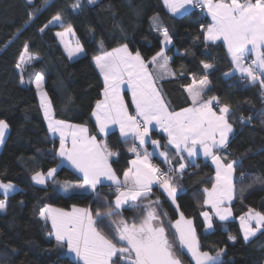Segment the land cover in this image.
Segmentation results:
<instances>
[{"label":"trees","instance_id":"1","mask_svg":"<svg viewBox=\"0 0 264 264\" xmlns=\"http://www.w3.org/2000/svg\"><path fill=\"white\" fill-rule=\"evenodd\" d=\"M74 3L76 0H48L41 7L43 0H33L31 5L27 0H0V119L9 125L0 146V181L18 187L6 200L0 190V200L6 203L5 210L0 212V264H77L66 254V245L60 248L54 238H48L50 225L39 218L40 208L76 206L90 208L95 213L98 209L103 211L106 202L114 205L115 187L111 184L98 185L96 192L69 194L54 186V180L79 184L82 178L59 162V141L48 133L33 85L35 73L44 77L43 88L53 103L55 119L85 125L89 134L107 143L110 150L118 153L110 163L121 177L128 168L131 158L128 149L132 141L125 142L115 129L107 135H101L97 129L91 112L101 97L103 81L92 58L102 51L127 44L129 51H138L149 60L161 49L159 30L150 20L153 16L158 17L159 28H167L172 37L164 54L176 75L158 84L171 107L176 110L190 104L183 86L190 84L193 77L203 78L201 61L213 64L208 75L209 90L204 98L217 96L221 104L230 106L229 122L234 129L227 147L220 152L227 161H237L233 174L235 195L229 203L231 218L221 221L212 216V229L205 228L200 215L205 210L202 189L211 185L214 168L201 158L188 163L183 174L177 177L179 211L193 221L202 251L215 255L216 250H225L222 264H263L264 228L245 241L238 225V219L249 209L264 214V184L255 182L258 178L264 180V97L261 95L264 90L259 82L250 84L237 74L225 76L232 69L231 60L220 41H204L201 25L206 26L208 19L194 7L176 16L166 10L163 0H95L91 4L80 0L81 6L73 10ZM30 11L35 12V16L26 24ZM57 12L63 17V26L55 23L40 32ZM68 24L73 27L75 42L84 49L72 59L56 36ZM25 43L36 59L25 64L20 72L16 65ZM21 77L24 83L20 82ZM125 101L130 108L127 94ZM241 117L245 123L240 122ZM249 117L251 120L247 119ZM150 134L159 140L161 148L169 150L171 166L177 167L174 162L177 155L171 146L165 147V135L155 130ZM151 158L155 163L165 164L156 156ZM50 168L56 169L54 180L43 185L32 182V174ZM249 184L252 187H248ZM157 197L161 200L158 211L162 215L167 213L165 222L175 221L179 216L176 205L159 187H154L149 199ZM120 212L129 222L139 216V212L129 206H124ZM230 235L236 237L235 242L228 239ZM180 259L182 264H194L186 252Z\"/></svg>","mask_w":264,"mask_h":264},{"label":"snow or ice","instance_id":"2","mask_svg":"<svg viewBox=\"0 0 264 264\" xmlns=\"http://www.w3.org/2000/svg\"><path fill=\"white\" fill-rule=\"evenodd\" d=\"M94 2L95 0H88L90 4ZM27 3L31 5L33 0H27ZM47 3L48 0H43L41 7ZM164 4L174 14L189 4L199 7L201 11L206 9L211 22L206 27L201 25L203 39L213 43L222 41L234 65L232 72L225 73V76L239 72L241 79L250 84L259 82L260 88L264 90V0H164ZM80 6V0H76L71 8L76 10ZM38 11L39 8L36 9ZM34 16L35 12L30 11L25 23L32 21ZM150 20L152 26L160 31L162 47L149 60L143 58L138 51L133 54L127 44L111 51H102L92 58L103 78V89L102 99L96 100L91 116L95 118L100 133L107 135L110 126H118L120 137L125 142L132 141L128 151L135 153L136 158L129 161V167L123 172V179L110 163V158L118 156V153L110 150L107 143L100 142L95 135L89 134L85 125L55 119L53 103L43 89L44 77L41 73H35L40 109L47 122L48 132L53 136L59 135L57 155L68 161L83 177V183L73 185L72 188L96 192L97 186L104 181H110L115 186L114 205L106 202L103 211L98 209L93 213L90 208L76 206L71 211H66L50 205L39 210V218L45 224H51L48 238L54 237L60 248L66 245L68 253L74 254L77 264H182L180 256L185 254V249L195 264H222L221 256L225 250L218 249L215 255L202 251L193 221L179 211L177 177L183 174L186 165L181 162L178 167H171L169 150L159 151L158 156L163 158L165 164L170 165L168 171H163L150 159L157 155L160 142L151 140L153 152L147 151L144 146L150 139V131L158 127L167 136L165 147L174 148L181 160L184 159L185 152L188 157H194L202 151L205 157L211 158L216 166L215 177L210 188L202 189L203 204L210 205L219 220H227L231 216V210L223 205L234 199L233 174L237 161H227V157L217 155V152L227 147L229 135L234 131L229 122L231 108L228 104H221L217 96L204 99L209 90L208 75L214 65L203 61V78L197 81L193 77L191 84L183 86L190 104L179 110L171 107V102L158 84L167 76L176 75L170 70L169 58L164 54L165 48L172 43V37L167 28H159L158 17L153 16ZM55 23L63 26V17L59 12L39 31L43 32ZM69 35H75L71 24L63 32L56 33L69 59H72L83 53L84 49L78 41L75 48L70 47L65 40ZM195 39L198 40L199 36ZM28 48L25 43L17 68L36 59L29 54ZM249 55L255 58L245 66ZM20 82L24 83L23 77ZM124 85L127 86V93H130L134 112L129 110V104L125 101L127 93L122 94ZM261 95L264 97V91ZM216 108L219 109L218 112ZM247 119L251 120V117ZM240 122L245 123V119L241 117ZM8 129V123L0 119V143H3ZM69 137L71 148L67 147ZM141 149H144L143 152ZM55 173V168L49 169L46 174L36 171L31 179L36 184L43 185L47 180H54ZM255 182L264 184V180L259 178ZM64 184L65 191H68V182L65 181ZM154 187L162 189V194H166L171 203L176 205L179 219L165 222L167 213L162 215L158 211L160 198L149 199ZM248 187H252V184ZM14 188L11 183H0L5 200ZM5 200H0V212L6 208ZM142 201L147 203L142 204ZM124 206L137 210L139 216L133 217L129 222L120 212ZM200 215L204 218L206 229H212L210 213L202 211ZM253 221L255 226L252 225ZM240 227L244 240L248 241L259 229L264 228V214L253 213L249 209V213L240 218ZM228 239L236 241L235 236L230 235Z\"/></svg>","mask_w":264,"mask_h":264},{"label":"crops","instance_id":"3","mask_svg":"<svg viewBox=\"0 0 264 264\" xmlns=\"http://www.w3.org/2000/svg\"><path fill=\"white\" fill-rule=\"evenodd\" d=\"M163 4H164V0H163ZM164 7L166 8V10L167 11H169L168 10V8L165 6V4H164ZM191 9H193V6L192 5H186L185 6V8H183L182 9V11L185 13V12H187V11H189V10H191ZM170 12V11H169ZM171 13V12H170ZM203 13H204V15L207 17V19H208V23H210L211 22V18L210 17H208L207 15H206V9L203 11ZM173 14V13H172ZM183 14V13H182ZM174 15H176V16H179V15H181V14H174ZM206 27V26H205ZM158 35L160 36V31H158ZM162 39V37L160 36V40ZM210 42V41H209ZM222 44H223V42L222 41H220ZM170 45V44H169ZM168 45V46H169ZM167 46V47H168ZM224 46V45H223ZM119 47V46H118ZM161 47H162V45H161ZM166 47V48H167ZM165 48V49H166ZM225 48V47H224ZM112 50V49H111ZM111 50H109V51H111ZM225 50H226V48H225ZM165 51V50H164ZM226 53H227V50H226ZM133 54H135V53H133ZM227 55H228V53H227ZM228 57H229V59L231 60V58H230V56L228 55ZM255 57L253 56V55H249L248 56V58H247V60L245 61V66H247L248 64H250L251 63V60L252 59H254ZM92 62H93V64H94V61H93V59H92ZM231 63H232V61H231ZM94 66H95V64H94ZM169 68H170V65H169ZM233 68H234V65L232 64V69L228 72V73H231L232 72V70H233ZM97 69V68H96ZM170 70H171V68H170ZM97 71H98V73H99V70L97 69ZM172 71V70H171ZM235 74H237L238 76H240L241 77V74L239 73V72H236ZM101 77V76H100ZM171 76H167L165 79H168V78H170ZM101 79H102V81H103V78L101 77ZM164 80V79H163ZM161 82V81H160ZM192 83V82H191ZM190 83V84H191ZM122 88H123V92H122V94L124 93V92H127V86L126 85H124V86H122ZM187 94V93H186ZM127 95H128V97L130 98V100H129V102H130V105H131V96H130V93H127ZM211 97V96H210ZM209 97H205L204 99H208ZM100 99H102V96L100 97ZM94 107H95V105H94ZM129 110L131 111V112H134V108L131 106L130 108H129ZM176 110H179V109H176ZM216 110V109H215ZM217 111V110H216ZM218 112V111H217ZM93 120H94V122H95V124H96V121H95V118L93 117ZM47 124V123H46ZM70 124H73V123H70ZM76 125H81V124H76ZM47 126V125H46ZM98 129V128H97ZM113 129H115V130H117L118 132H119V128H118V126H110V130H113ZM48 130V129H47ZM152 130H155V131H158L159 133H163V131L160 129V128H158V127H154ZM99 131V130H98ZM49 133V132H48ZM100 133V132H99ZM50 134V133H49ZM101 135H104L103 133H100ZM120 134V133H119ZM164 135H165V137H166V139H167V136H166V134L165 133H163ZM50 136H53V135H51L50 134ZM54 137V136H53ZM151 140H157V139H155L154 137H152L151 136V134H150V139H149V141H148V143L144 146L146 149H147V151H149V152H151L152 151V149H153V145H152V143H151ZM59 141V140H58ZM100 142H102V141H100ZM137 143H138V141H137ZM59 147H60V143L58 144V148H57V150L59 149ZM67 147L68 148H71V138L69 137V139H68V144H67ZM174 149V148H173ZM143 150L144 149H141V152H143ZM175 150V149H174ZM159 151H165L163 148H159L158 150H157V155H156V158L157 159H159L160 161H162L163 162V158L162 157H159L158 156V152ZM220 152L221 151H219V152H217V155H220ZM130 154H131V158L129 159V161L130 160H133V159H135L136 157H135V153H132V152H130ZM59 157V156H58ZM115 157V156H114ZM114 157H111V158H114ZM183 157H184V159L183 160H181V158L179 157V156H177V157H175V160H174V162L175 163H177V167L179 166V163H181V162H183L185 165H187L188 163H193V162H195L196 161V159L197 158H201V159H203V160H207V161H209V163L212 165L213 163H212V160H211V158H208V157H205L204 155H203V152L201 151L200 152V154L198 155V156H194V157H188V154L185 152V153H183ZM110 158V159H111ZM177 158V159H176ZM59 159L61 160L62 158H60L59 157ZM151 159V161H152V163L154 162L153 160H152V158H150ZM62 162H64L63 160H61ZM64 164L65 165H67L68 167H70V168H72L75 172H77L72 166H71V164L70 163H68V162H64ZM214 165V164H213ZM212 165V166H213ZM128 167H129V164H128ZM214 168V167H213ZM127 170V169H126ZM215 171V170H214ZM78 173V172H77ZM80 176H81V178H82V181L80 182V183H83V177H82V174H80V173H78ZM33 175V174H32ZM32 177V176H31ZM121 179H123V174H122V176L120 177ZM32 180V179H31ZM33 182V181H32ZM79 183V184H80ZM104 183H106V184H111V182L110 181H104ZM36 184V183H35ZM38 185H40V184H38ZM114 186V185H113ZM115 187V186H114ZM18 188V187H17ZM17 188H15V190L17 189ZM1 190V189H0ZM162 190V189H161ZM2 191V190H1ZM14 191V190H13ZM79 191H83V192H88V191H91L90 189L88 190V191H84V190H79ZM3 192V191H2ZM12 192V191H11ZM165 196H166V194H165ZM167 197V196H166ZM229 203L230 202H228V201H226L225 202V204L223 205V207L224 206H228L229 207ZM51 206V205H50ZM44 207V206H43ZM42 207V208H43ZM52 208H58V207H55V206H51ZM78 208H87V207H78ZM71 209H72V207L71 208H69V209H64V210H66V211H71ZM204 211H207V212H210L211 214V216H214V217H216L215 216V213L213 212V210L211 209V206L209 205V206H206L205 205V210ZM178 218H179V216H178ZM177 218V219H178ZM217 219H219L218 217H216ZM229 218H231V216L229 217ZM228 218V219H229ZM202 219H203V221H204V218L202 217ZM49 223V225H50V230H51V224H50V222H48ZM204 225H205V222H204ZM206 228V227H205ZM54 238V237H53ZM66 254L70 257V258H72V259H74V260H76L75 259V256H73V254L72 255H70L69 253H68V251H67V246H66ZM189 255V254H188ZM81 264H82V262H80Z\"/></svg>","mask_w":264,"mask_h":264},{"label":"rangeland","instance_id":"4","mask_svg":"<svg viewBox=\"0 0 264 264\" xmlns=\"http://www.w3.org/2000/svg\"><path fill=\"white\" fill-rule=\"evenodd\" d=\"M172 13V12H171ZM182 13H184L183 11H182V9H180L179 10V12L178 13H176V14H182ZM202 15H204V13H203V11H201L200 12ZM174 14V13H173ZM64 30H61V31H58V32H63ZM58 38V37H57ZM58 40L60 41V39L58 38ZM65 40H66V42L69 44V46L70 47H72V48H75L76 47V42H75V38H74V36H72V35H69V36H66L65 37ZM162 40V39H161ZM61 43V42H60ZM62 46L64 47V45L62 44ZM65 49V48H64ZM24 50V49H23ZM22 50V51H23ZM67 53V52H66ZM29 54H31L30 52H29ZM32 56H33V54H31ZM19 58H20V56H19ZM74 58V57H73ZM18 61H19V59H18ZM25 66V64H22L21 65V68H18V71H22V68ZM197 81H199V80H197ZM33 85H34V88H35V90H36V86H35V79H34V81H33ZM44 89V88H43ZM45 91V90H44ZM36 94H37V90H36ZM37 97H38V95H37ZM38 100H39V97H38ZM129 100H130V98H129ZM43 113V112H42ZM46 122V121H45ZM47 123V122H46ZM68 123V122H67ZM47 125V124H46ZM47 129H48V127H47ZM52 135V134H51ZM54 137H56L58 140H59V135L57 134V135H55ZM155 139H157V138H155ZM158 140V139H157ZM159 141V140H158ZM59 143H60V140H59ZM0 146H1V143H0ZM151 152H153V149H152V151ZM62 160V159H61ZM60 159H59V162L61 163V164H64V162H68V161H66V160H63L64 162H62ZM69 163V162H68ZM213 165V164H212ZM67 166V165H66ZM213 167H214V170L216 171V166L215 165H213ZM51 169V168H50ZM49 170V169H48ZM47 170V171H48ZM47 171H45V172H43V173H47ZM215 171H214V175H213V179H212V183L214 182V177H215ZM47 181H49V180H47ZM50 181H52L51 179H50ZM0 183H4V182H1L0 181ZM5 183H11V182H5ZM33 183L35 184V182L33 181ZM212 183H211V185H212ZM11 184H13L14 186H15V188H17V186H16V184H14V183H11ZM77 183H70V182H68V184H67V188L69 189L68 191H65V184H64V182H59V181H57V180H54V186L58 189V190H60L61 192H63V193H65V194H69V193H71V192H75V191H79L80 189H73L72 188V186L73 185H76ZM211 185L208 187V188H210L211 187ZM15 188H14V190H15ZM2 190V189H1ZM3 191V190H2ZM225 208H229L227 205L226 206H224ZM255 212H258V211H254L253 210V213H255ZM210 213V212H209ZM249 213V211L247 212V213H245L243 216H245L246 214H248ZM211 214V213H210ZM242 217V216H241ZM240 217V218H241ZM240 218L238 219V225H239V228H240V232H241V236H242V238H243V232H242V230H241V227H240ZM179 219V218H178ZM188 219H190V218H188ZM252 225L253 226H255V221H253L252 222ZM244 239V238H243ZM186 253H187V250L185 249L184 250ZM70 255H72L71 253H69ZM188 254V253H187ZM73 256H74V254H73ZM189 256H190V258H191V260L194 262V264H195V261L192 259V257H191V255L189 254ZM264 264V263H263Z\"/></svg>","mask_w":264,"mask_h":264},{"label":"built area","instance_id":"5","mask_svg":"<svg viewBox=\"0 0 264 264\" xmlns=\"http://www.w3.org/2000/svg\"><path fill=\"white\" fill-rule=\"evenodd\" d=\"M194 9L196 10V11H198V12H201V9L199 8V7H194ZM154 164H157L163 171H168V169H169V167H170V165H167V164H163V165H161V164H158V163H155V162H153ZM172 167V166H171Z\"/></svg>","mask_w":264,"mask_h":264}]
</instances>
